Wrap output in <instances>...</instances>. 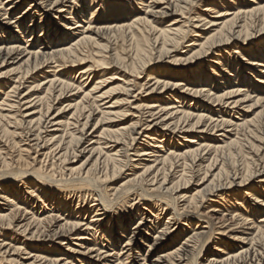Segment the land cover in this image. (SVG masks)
Segmentation results:
<instances>
[{
	"label": "bare ground",
	"instance_id": "bare-ground-1",
	"mask_svg": "<svg viewBox=\"0 0 264 264\" xmlns=\"http://www.w3.org/2000/svg\"><path fill=\"white\" fill-rule=\"evenodd\" d=\"M96 1L98 0H90L88 4L87 0H0V18L4 15L3 20H6L8 12L15 15L13 21L5 23L6 28H3L0 22V68L7 65L9 61L12 63L16 61L15 67L9 70L7 75L6 73L0 74V78L3 77L10 83L7 88L4 87L6 83L0 86L1 130L6 136L15 137L18 136L17 129L11 125L22 127V130L26 131L24 141H27V148H33L36 155L43 152L42 156H49L53 153L52 159L65 164L70 162V159H77V153V155L88 154L85 162L78 168L65 167L63 175L58 179L41 174L36 169L20 172L19 175L18 172L8 174L12 176L17 174L19 178L34 179V186L35 188L36 185L39 186V193L41 197L44 196L46 204L50 201L57 203L58 206L67 204L64 199L63 202L58 201L57 191L86 190L96 197L94 200L96 203L92 207L89 206L90 209L81 208L82 210L76 213L91 212L92 219L84 223L78 218H62L63 215L59 214L60 209L55 210V208L50 211L43 209L45 211L39 213L27 212L24 206L26 203H23L27 201V198L24 199L18 189L14 197H11L12 199L0 195V233L17 226L23 235L29 234L32 240L35 234L40 232L39 227L47 224L49 228L47 232L53 233L54 238L60 241L57 242L58 245L67 243V253L87 256V258H91L90 255L95 253L96 262L102 260L109 261L110 264H138V262L145 264L144 255L140 254L143 246L148 252L161 250L154 259L148 261V264H196L195 260L205 252L207 245L216 240L212 235L216 231L213 229L214 225L211 220L213 215L226 213V217L229 216V220L227 219L229 224L222 227L231 233L239 232L238 235L241 236L235 238L236 235H234L231 240L238 243L231 246L221 243L220 239L215 241L213 253L207 259V264H227L229 262L263 264L264 248L259 250V244L261 245L260 240L264 239V187L261 186L264 180L259 181V185L252 189L245 191L244 189L256 178L264 176V163L259 165L252 174H247L250 167L248 163L247 170L244 174L240 173L241 176L238 178L239 174H236L238 165L234 166L231 159L237 150L246 147L254 155L261 151V146L255 145L254 142H258L255 133H258L264 124L261 123L264 118V93L253 96L252 90L260 88V91L264 92V42L259 41L264 34V4L260 0H204L209 2V5L202 9L201 15L196 20L188 18L182 25L174 22L163 30H156L151 26L154 20L175 14H179L182 19L180 15L182 10L194 0H171L163 9L155 6L161 4L160 0H149L151 7L142 4V0H132L136 5L135 3L115 2V4L108 3L107 6H105V0H99L98 3ZM137 4L144 8L142 16L135 15L131 21L117 22L119 18L133 13ZM23 5H26L27 9L22 13H17ZM42 11L51 15V21L57 20V24H54L52 29H48V32L43 29L46 27V17L40 14ZM87 11H90L91 17L85 21ZM107 11L111 12L104 15ZM96 12L103 13L100 19L105 20L103 23L92 26L91 21L95 18ZM29 14L32 15L29 16ZM118 14L122 16H116ZM211 15L215 16L211 18ZM109 18H112V23ZM192 22L200 25L197 27L191 25L198 30L197 32L183 30L185 28L183 25ZM256 25L260 29L255 32ZM146 28L150 29L149 50L157 53L159 60L169 57L170 53L178 52L186 37L194 33L195 40L187 45L189 51L181 55L185 58L173 61L175 64L184 63L189 67H186L187 69L179 67L183 71L173 67V71L167 73L171 78L180 79L181 77L182 79L174 82H161L157 69L147 76L145 84L137 82L139 75L151 64L146 56L147 43L144 37ZM38 29L42 34L39 38L41 45L45 46L33 48L35 44L33 42L28 46L31 48L28 49L26 44L31 40L23 41L25 30L31 37ZM116 35L128 38L135 44V51L125 58L126 62L120 57L119 52L117 53L112 48L111 41H109V39L114 40ZM204 35L205 37L202 38ZM99 41H105L106 45H100ZM238 43L245 46L251 43L252 47L249 53H246L248 54L247 59L244 58L243 53L237 51L238 45L235 47L236 50L231 52L232 56L238 55L236 58L239 57L240 60L236 67V75H232V66H225L221 59L222 55L216 56V52H221L223 47ZM46 44L53 45V47L47 51ZM189 53L190 55L186 57ZM209 56H212L213 60H209L206 65L208 71H204L202 65L201 71L199 73L195 71V73L192 66L196 65L198 60L207 59ZM88 63L89 65L83 70L80 69L79 73L82 77H86L83 85L79 83L74 86L73 82L64 81L59 76L66 66L78 67ZM112 68H117L123 73L121 76L123 78L117 87L102 93L105 84L120 80L115 76L118 74L112 75L109 81L104 80V75H100L99 81L94 83L89 90H82L90 80L89 78L94 77L93 74L103 73ZM255 68L259 71H255ZM175 73H180V75ZM252 79L254 84L250 83ZM150 82L153 83L145 89ZM23 84L29 85L26 91L21 93L19 89ZM79 94L82 97L78 101L73 100L72 103L70 98L74 96L77 98ZM116 94L123 98L112 102ZM63 99L70 101L52 116L50 111L53 109V104ZM184 102L188 104L186 109L180 108V105L175 106ZM122 105L126 108L115 112V109ZM192 105L193 110L202 109V111L192 112ZM31 109L33 112H28ZM67 111H72L69 119L66 122L59 121L61 113ZM126 114H131L135 118V121L128 127H120L112 131L101 130L90 139L87 147L82 148L86 138L98 131L99 125L112 124ZM212 114H219L220 117L214 119L209 116ZM16 115L19 116L18 120L15 118ZM235 115L239 117L234 123L230 116ZM250 115H253L252 118L249 117ZM225 116L229 118L226 119ZM69 120L72 122L70 123ZM94 121V126L89 129L88 127ZM210 131L213 141H208L204 137ZM214 132L217 133L215 136ZM190 133L195 137L184 136L187 139L184 140L186 147L183 151L166 149V143L173 146L178 144L176 139H173L176 135ZM244 134L251 139V142H247L248 146L243 145L239 139ZM261 140H264V133ZM142 141L145 143L143 146L140 144ZM27 148L20 149V152H27ZM69 155L72 158L67 159ZM142 158L146 159L141 160ZM179 162L183 167L188 163L189 178H185L183 171L177 175L176 168ZM230 163L233 166H230ZM6 172L9 171L1 172L0 178L7 176L4 175L7 174ZM126 172L130 174H125L124 181L117 188H109L108 185L115 176L122 173L124 175ZM175 174L178 177H175ZM199 175H201L200 186L202 187L190 196L183 194L191 183L192 177ZM54 190L56 192H53ZM231 191L238 192L231 193ZM31 193L29 190L26 194L29 196ZM131 196H136V203L131 206L135 213L133 216L138 217L137 226L128 232L126 218H117L111 221L109 232L104 231L106 234L102 239L96 236L94 238L93 227L104 219L108 204L117 200L126 199L128 201ZM139 202L140 204H137ZM206 204H212L207 211V213H212L211 216L200 213ZM140 205L143 207L139 208ZM2 206L7 208V212L1 209ZM43 206L47 208V205ZM168 210L171 214L167 217V221L161 224L158 218L162 211ZM260 213H262L260 220L257 223H251L247 229L250 234H245L240 230L242 223L249 221L250 214L255 216ZM28 215H30L28 219H23ZM144 215L149 218H145L142 222ZM21 216H23L22 220ZM192 218L204 224L197 227L200 232H195L198 230L196 227V229L190 228V233L185 234L181 239V246L171 249L170 246L181 238V235L175 237L180 230V221L187 222L190 227L192 224L189 221ZM221 219H225L224 215ZM23 221H25L24 224H22ZM223 222L226 221L221 223ZM54 227H56V232L51 231ZM33 229L34 231L31 232ZM201 229L205 230L201 231ZM151 231L156 232L150 239L148 237ZM184 232V229L181 230V233ZM215 234L224 235L225 233L223 231ZM71 241L76 242L73 246L79 249L84 247L86 252L71 250L72 248H69ZM218 241L220 243H217ZM1 242L0 264L3 262L24 264V262L17 263L20 261L17 260L20 259V254L24 253L18 246L14 247ZM120 242L122 246L119 247ZM168 242L171 243L167 244ZM108 248L112 249L110 254L103 250ZM2 250L4 252H1ZM42 253L39 255L27 253L28 258L24 260H27L25 262L30 261L28 264H72L76 262L92 264L86 258L78 261L77 256H67L66 253L55 248H43ZM14 255L17 258H10Z\"/></svg>",
	"mask_w": 264,
	"mask_h": 264
},
{
	"label": "rangeland",
	"instance_id": "rangeland-1",
	"mask_svg": "<svg viewBox=\"0 0 264 264\" xmlns=\"http://www.w3.org/2000/svg\"><path fill=\"white\" fill-rule=\"evenodd\" d=\"M2 1H5V0H2ZM88 1V4H89V2H90V0H87ZM170 1L171 0H160V3L161 4H157V5H155L156 7H158V8H166L167 7V5L166 4H168V3H170ZM213 1V0H212ZM97 3L99 2V0L98 1H96ZM115 2H118V3H130V4H133V3H135L134 1H132V0H105V6H107V4L108 3H114L115 4ZM149 2V0H142V4H146L148 7H151L152 5L151 4H149L148 3ZM260 2L262 3V4H264V0H260ZM87 3H85V5H86ZM173 4H175V2H173ZM193 4V5H192ZM192 4H190V5H187L186 6V9H183L182 10V14H180V15H182V19L180 18V16H179V14H175V15H173V16H170V17H165V18H159V19H156V20H154V23H152V27H154L156 30H163L167 25H172L174 22L175 23H178L179 22V24L178 25H182V23H184L185 22V20L186 19H188V18H190V19H197V17L198 16H200L201 15V11H202V9H204L205 8V6H207V5H209V2H207V1H204V0H194L193 1V3ZM33 5V4H32ZM135 5H136V3H135ZM134 5V6H135ZM93 6V5H92ZM133 6V7H134ZM138 6V7H137ZM137 6L135 7V11L133 12V13H130V14H128V15H126V16H124V18H119L118 19V21L117 22H120V21H125V20H128V21H131V20H133L134 19V17H135V15H138V16H140L141 15V13H143L142 11H144V8H143V6L142 5H138L137 4ZM170 6H172V5H170ZM97 8H99V7H97ZM137 8H139V9H137ZM25 9H27V7H26V5H23L21 8H20V10L17 12V13H22V11H24ZM170 9H172L171 7H170ZM111 11H107L106 13H104V15H108L109 13H110ZM3 14V13H2ZM40 14H43V16L44 17H46L45 19V21H46V27H43V29H44V31H46V32H48L49 30L48 29H52L53 28V25L54 24H57L56 23V21L57 20H53V21H51V15H48V14H45V13H43V11L40 13ZM32 14H29V16H31ZM102 15H103V13H100V12H96V14L94 15L95 16V18L91 21V24H92V26H94L95 24H99V23H103V21L105 20L104 18L102 19H100V17H102ZM42 16V17H43ZM116 16H122V15H116ZM142 16V15H141ZM213 16H215V15H211L210 17L212 18ZM14 17H15V15H14V13H10V12H8L7 13V15H6V20H3L4 19V15L0 18V22H2V27L3 28H6L5 27V23H9V22H11V21H13L14 20ZM91 17V14H90V11H87V13H86V19H85V21H87L89 18ZM35 20H38L37 18H34ZM2 20V21H1ZM109 20H110V23H112V18H109ZM207 20H209V19H207ZM52 23H51V22ZM37 22V21H36ZM116 22V21H115ZM50 23H51V26L48 28V26L50 25ZM28 25H29V23H27ZM27 24H26V26H27ZM193 27H197V26H200V25H198V23L197 22H192V23H188V24H185V25H183V27H185V28H183V30H189L190 32H197L198 30L197 29H195V28H193ZM258 25H260V24H258ZM258 25H256L255 26V32L256 31H258V29H260V27H262L261 25H260V27L258 26ZM212 29H214V28H212ZM145 31H146V33H144V37H145V39H146V43H147V48H146V50H147V59H149L150 61H151V64H150V66L149 67H147L140 75H139V78H138V80H137V82H139L140 84H145L146 82H145V80L147 79V76L149 75V74H151L153 71H156L157 69V71H159V75H158V78L160 79V81L161 82H174V81H178V80H180V79H182L180 76V79H178V78H171V76L169 75V74H167V73H171L172 71H173V67H177L176 69H178L179 67H182V68H185V69H187L186 67H189V66H185V65H187V64H184V63H177V64H175V63H173V61H175V59H179V58H185V57H182L181 55H185V53H187L188 51H189V48L187 49V45L188 44H190L191 42H193V40H195V38L193 37V35H194V33H190L187 37H186V39H185V41H184V43L180 46V50L178 51V52H173V53H170L169 54V57L167 58V57H165V59L163 58V60H159V57H158V55H157V53H155V52H150V50H149V46H150V41H151V37L149 36V32H150V29H145ZM211 33V32H210ZM26 34V35H25ZM25 34H24V39L25 40H23V41H29V40H31V41H29L27 44H26V47H28L31 43H35L34 44V46H33V48H38V47H40L41 46V48L42 47H44L45 45H41V39L39 40V38L42 36V34L40 33V30L38 29V30H36L35 32H34V34H33V36H31V37H29L30 35H29V33H28V31H26L25 30ZM196 34V33H195ZM121 35H116L115 37H114V40L113 39H109V41H111V44H112V48H114L115 50H116V52L118 53V54H120V57H122V58H126L129 54H131V53H133L134 51H135V49H134V47H135V44L130 40V39H128V38H123L122 36L120 37ZM120 37V38H119ZM203 37H205V35L204 36H202V38ZM118 38V39H117ZM29 39V40H28ZM115 39H116V41H115ZM124 40V41H123ZM115 41V42H114ZM259 41L262 43V42H264V34L261 36V38L259 39ZM104 42V43H103ZM129 44H128V43ZM121 43V44H120ZM99 44L100 45H106V42L105 41H99ZM238 45V52L239 53H243L242 55H245V59H247L248 57H247V55L248 54H246L247 52L249 53V51L251 50V43H249L248 44V46L246 45H244V44H232V45H230V46H228V47H223V49H221V52H216V56H219V54L220 55H222V61H223V64L225 65V66H227L228 67V65H231L232 67H231V70H232V75H236V67H237V65L240 63V60H239V57L238 58H236L238 55H231V52H233L234 50H236L235 49V47ZM24 46H25V42H24ZM46 46H47V51H49L50 49H51V47H53V45H47L46 44ZM132 47V48H131ZM31 47H28V49H30ZM224 48H226V49H224ZM96 49V48H95ZM123 49V50H122ZM242 49V50H241ZM41 50V49H40ZM97 50V49H96ZM41 51H43V49L41 50ZM131 51V52H130ZM133 51V52H132ZM230 51V52H229ZM240 51H242V52H240ZM149 52V53H148ZM229 52V53H228ZM124 53V54H123ZM183 53V54H182ZM190 55V53L189 54H187L186 55V57L187 56H189ZM229 55H230V57H229ZM211 57L212 56H209L207 59H201V60H198V62H196V65H194V66H192L194 69H192L194 72L196 71V72H200L201 71V67H202V65L204 66V68H203V70L205 71V70H207V63L209 62V60H213V59H211ZM157 58V59H156ZM124 62H126L127 61V59H125V60H123ZM16 61H14L13 63L11 62V61H9L8 63H12V64H8L7 63V65L5 64V65H3L1 68H0V74H5L6 73V75H7V73H8V71L9 70H11L12 68H14L15 67V65H14V63H15ZM156 62V63H155ZM244 63H245V61H243ZM227 63V64H226ZM89 65V63L88 64H86V65H84V66H78V67H69V66H66V68H63L62 69V71L60 72V74H59V76H60V78L62 79V80H64V81H67V82H73V84H74V86H77V85H79V83L81 84V85H83V83L85 82V78L86 77H82V75H80L79 73H80V71L81 70H83V69H85L87 66ZM191 67V68H192ZM245 68V67H244ZM81 69V70H80ZM220 69V68H219ZM179 70H182L181 68H179ZM183 71V70H182ZM208 71V70H207ZM218 71H220V70H218ZM255 71H259V69H257V68H255ZM195 72V73H196ZM115 74H118V76L117 75H115ZM175 74H177V75H180V73H175ZM94 75V77L92 76V77H90L89 79L90 80H88V82H87V84H85V88H83L82 90H89L93 85H94V83H96V82H98L99 81V79H98V77L100 76V75H104V80H107V81H109V78H111V76L112 75H115L120 81H118V80H116V81H114L112 84L110 83V84H105L106 86L104 87V89L102 90V93L103 92H105L106 90H108V89H110V88H113V87H117L118 86V84L121 82V80H122V78L123 77H121V76H123V73H121V71L119 70V69H117V68H112L111 70H107V71H105V72H99V73H97V74H93ZM96 75V76H95ZM98 75V76H97ZM11 77H14V76H11ZM4 83H6L5 85L6 86H4L5 88H7L8 87V85H10V83L9 82H7V81H5V78H0V86H1V84H4ZM153 82H150L146 87H145V89L146 88H148V86H151V84H152ZM250 83H253V79L250 81ZM254 84V83H253ZM253 84H251V85H253ZM28 85L29 84H23V88L21 87L20 89H19V92L21 91V93H24L25 91H26V89H27V87H28ZM261 89L260 88H255V90H252V92H254L253 93V96H255L256 94H258V93H264V92H262V91H260ZM136 91H138V90H136ZM2 96H0V98H1ZM82 97V95L81 94H79V96L76 98V96H74V97H72V98H70V100H71V102L73 103L75 100H79L80 98ZM114 98L112 99V102L113 101H115V100H121L122 98H123V96H121V95H114L113 96ZM70 100H67V99H63V100H59V102L57 103H54L53 104V109H51V111H50V114L53 116V115H55L56 113H57V111H59V109L62 107V106H64V105H66V104H68V101H70ZM74 100V101H73ZM67 102V103H66ZM178 105H180L179 107L180 108H182V109H186L187 107H188V104L186 103V102H184L183 104H177V105H175V106H178ZM185 105V106H184ZM120 107V108H119ZM118 108H116L115 109V112H119V111H121V110H123L124 108H126V107H124V105H122V106H119ZM191 107V106H190ZM193 105H192V107H191V111L192 112H195V111H202V109H199V110H193ZM197 109V108H196ZM258 111V110H257ZM28 112H33V110L31 109V110H29ZM71 112L72 111H70V112H62L61 113V116H59V121H62V122H66L67 121V119H69V116H70V114H71ZM205 112H206V110H205ZM204 112V113H205ZM205 114H208V113H205ZM127 115H129V116H127ZM216 115V116H215ZM212 114V115H209V116H212L214 119L215 118H217V117H220V115L219 114ZM249 115V114H248ZM252 116L253 115H250L249 117L250 118H252ZM18 115H16L15 116V118L18 120ZM239 116H237V115H235V116H230V118L232 119V122H237V118H238ZM224 118H226V119H228L229 117L228 116H225ZM61 119V120H60ZM219 119V118H218ZM135 121V118H133V116L131 115V114H126L124 117L123 116H121L120 118H119V120H117L116 119V121L115 122H113L112 124H104V125H99L98 126V131L96 132V133H94V134H91L92 136H89V137H87L86 138V141H84V143H83V146H82V148L83 147H87L88 145H89V142H90V139L91 138H93L94 136H96L101 130H107V131H112V130H115V129H117V128H120V127H128L131 123H133ZM69 122L71 123L72 122V120H69ZM261 123H264V118H263V120L261 121ZM94 124H95V121L94 122H92V125H90V127H88L89 129H92V127L94 126ZM11 126H13V127H15L16 129H17V133H18V136H15V137H12V136H9V135H5V132L3 131V130H1V128H0V173L2 172L3 173V171L5 172L6 170L7 171H9V172H6L7 174H4V175H7V176H3V178H0V195H5V196H7L8 198H13L14 197V193L16 192V190L18 189L19 190V192H20V194L22 195V197H24V199H26L27 201H29L28 203H27V201L26 202H23V203H26V205H24L26 208H27V212H37V213H39V212H42V211H50V210H52V208H55V210H57V209H60V213L59 214H61V215H63L62 216V218H78L79 220H82L84 223H87L88 221H90L91 219H92V214H91V212L89 213H86V214H76L77 213V211H81L82 209L84 210V209H90L91 207H92V205L93 204H95L96 202L94 201L95 200V195H93V193H92V195H91V193L89 192L88 193V191L86 192V190H79V191H73V190H71V191H61V192H59V191H57L56 192V190H54L53 192H56V198L58 199V201L59 200H61L60 202H63V199L64 200H66V202H67V204L66 205H64V206H58V204L57 203H55V202H51L50 201V203L49 202H47V204L45 203L46 202V200L44 199V196H42L41 197V194L39 193V186L38 185H36V188H35V186H34V183H35V180L34 179H32V178H29V177H24V178H19V174H20V172L22 173V172H25V171H30L31 169H36L39 173H41V174H44V175H50V176H52L54 179H58L61 175H63V173H64V168L66 167V168H78L83 162H85V160H86V158L88 157V154L87 153H84V154H81V155H77L76 154V158L77 159H70V158H72L70 155H69V157H67V159H70V162H68L67 164H65V163H63V162H61V161H57L56 159L54 160V159H52L53 158V153L51 154L50 153V155L49 156H42L43 155V152H42V154L40 153L39 155H36L35 154V151L33 150V148H27V141H24V138H25V134H26V131H23L22 130V127H18V126H14V125H11ZM263 127H262V129H259V134L258 133H255V137L257 138L256 140L258 141V142H254V144L255 145H258V146H261V151H259L256 155H254V153H252V152H250V150H249V148H243V149H240L239 151L237 150L236 152V154L233 156V159H231V161H233V162H231V161H229V162H231V163H233V165L234 166H236V165H238V167L236 168V167H234V168H236L237 169V171H236V174H239L238 175V178H240V173H245V171L247 170V168H248V166H246L248 163L250 164V167H249V173H247V174H252L253 172H255L256 171V169H257V167L259 166V165H261V164H263L264 163V140H261V138H262V134L264 133V124L262 125ZM70 129V131L72 130V127L71 128H69ZM9 130H12V129H9ZM49 130H51V128H49ZM2 132V133H1ZM96 134V135H95ZM214 134V136H215V134H217L216 132H214L213 133ZM190 135V136H189ZM208 135V136H207ZM206 136H204L205 137V139H207L208 141H213L212 139L213 138H211V137H213L212 135H211V131L209 132V134H207ZM243 135V134H242ZM170 136V135H169ZM181 136V137H180ZM184 136H187V137H195L194 136V134H192V133H190V134H186V135H180V134H178V135H176L173 139L175 140V141H177V145L175 144V146H173V145H171V144H169V143H166L167 145H166V149L167 150H171V151H178V150H181V151H183L184 150V148L186 147V143L184 142V140L185 139H187V138H184ZM210 137V138H209ZM16 138V139H15ZM18 138V139H17ZM249 137L246 135V134H244V136L242 137V136H240L239 137V139L243 142V145H246V146H248L247 145V142H251L250 140V138L248 139ZM26 139V138H25ZM15 140V141H14ZM18 140V141H17ZM24 141V143H23V141ZM195 140H197V139H195ZM22 141V142H21ZM2 142V143H1ZM198 142V141H197ZM245 143V144H244ZM19 144V145H18ZM22 144V145H21ZM140 144H142V146L143 145H145V143H143V141L142 142H140ZM165 144V143H164ZM5 146V147H4ZM2 147H3V149H2ZM22 147V148H21ZM27 148V152H20V149L22 150V149H26ZM172 147V148H171ZM139 149H141L140 147H139ZM70 150H72V149H70ZM47 152V151H46ZM262 153V154H261ZM34 154H35V156H34ZM56 154V153H55ZM70 154H71V151H70ZM253 154V155H252ZM236 155H237V157H236ZM240 155V156H239ZM248 155V156H247ZM251 155V156H250ZM260 156V157H259ZM41 157V158H40ZM38 158V159H37ZM56 158V157H55ZM259 158V159H258ZM132 159H134V160H136L135 158H132ZM146 158H142L141 160H145ZM13 162H12V161ZM22 160V161H21ZM32 160H33V162H32ZM37 160V161H36ZM250 160V161H249ZM7 161V162H6ZM45 161V162H44ZM252 161V162H251ZM4 162V163H3ZM31 162V163H30ZM35 162V163H34ZM36 163H37V165H36ZM230 163V164H231ZM260 163V164H259ZM182 163L181 162H179L178 163V167L176 168V173H177V175H180L181 173H182V171L184 172V174H185V178H189L190 177V170L188 169V163H187V165L185 166V167H183L182 165H181ZM252 164V165H251ZM91 165V164H90ZM89 165V166H90ZM181 165V166H180ZM232 164L230 165V166H233ZM33 166V167H32ZM37 166V167H36ZM10 167V168H9ZM3 169V170H2ZM239 169V170H238ZM2 170V171H1ZM241 170V171H240ZM13 173V172H15V173H17L18 172V175L16 174V175H9L8 173ZM14 173V174H15ZM130 174V172H126V173H124V175H123V173L121 174V175H118V176H115L113 179H112V181L109 183V188H117L123 181H124V176H125V174L127 175V174ZM201 174V173H200ZM176 174H175V177H178ZM254 175V174H253ZM15 176V177H14ZM126 177V176H125ZM198 177V178H197ZM197 177H192V180H191V183L188 185V187L183 191V194H186L187 196H190L191 194H193L195 191H197V190H199L202 186H200L201 185V181H200V177H201V175H199V176H197ZM28 179V180H27ZM31 179V180H30ZM30 180V181H29ZM261 180H264V176H262L261 178H256L255 180H253V182H251V183H249L248 184V187H246L245 189H244V191L245 190H247V189H252L253 187H255V186H258L259 185V181H261ZM5 182V183H4ZM194 182V183H193ZM27 183V184H26ZM26 184V185H25ZM183 184V183H182ZM192 185V186H191ZM198 185V186H197ZM20 186V187H19ZM261 186H263L264 187V184H262ZM7 189H6V188ZM17 187V188H16ZM27 187H29V188H27ZM38 187V188H37ZM11 188V189H10ZM3 189V190H2ZM35 189H36V191H35ZM189 189V190H188ZM264 189V188H263ZM27 190V191H26ZM30 190V192H32L31 194H29V196H28V194H26L28 191ZM34 190V191H33ZM7 191H9V192H7ZM243 191V190H242ZM22 192V193H21ZM64 192V193H63ZM233 192H238V191H231V193H233ZM34 193V194H33ZM38 193V194H37ZM81 193V194H80ZM87 193V194H86ZM234 194H236V193H234ZM24 195V196H23ZM34 195V196H33ZM38 195V196H37ZM43 195H46V194H43ZM62 195V196H61ZM66 196H68V197H66ZM75 196V197H74ZM30 199H29V198ZM64 197V198H63ZM66 197V198H65ZM70 197V198H69ZM78 197V198H77ZM93 197V198H92ZM11 198V199H12ZM62 198V199H61ZM72 199H74V200H72ZM135 199H136V196H131L130 197V201L128 200H124V201H122V200H117V201H112L111 203H109L108 204V207H107V209H106V214L104 215V219H102V221H100V222H98L97 224H95L94 225V227H93V230H92V233H94L93 235H94V238H95V236H96V238H98V239H102L103 238V236H104V234H106V233H104V231H107V232H109V227H110V223H111V221L112 220H114V219H117V218H123V219H125L126 218V221H127V223H126V230H128V232H129V230L130 229H132L133 227H135V226H137V221H138V217H135V216H133V214H135V213H133V211H132V208H133V206H131L132 204H134V203H136L135 202ZM23 201V200H22ZM33 201V202H32ZM126 201V202H125ZM137 201V200H136ZM69 202H71L72 203V205H71V203H69ZM79 202V203H78ZM82 203V204H81ZM84 203V204H83ZM28 204V205H27ZM38 204V205H37ZM39 204H41V205H39ZM47 205V208H45L43 205ZM55 204H56V206H55ZM137 204H140V202L139 203H137ZM32 205V206H31ZM126 205V206H125ZM212 205V204H211ZM210 204H206L205 206H204V209L203 210H201L200 211V213H202V214H204V215H206V216H211L212 215V213L210 214V213H207V211L210 209V206H211ZM31 206V207H30ZM41 206H42V208H41ZM51 206H53V207H51ZM89 206H91V207H89ZM3 208H1V209H4V210H6V212H7V208L5 207V206H2ZM39 207V208H38ZM60 207H62V208H60ZM66 207V208H65ZM67 207H68V209H67ZM84 207V208H83ZM143 206L142 205H140V207L139 208H142ZM51 208V209H50ZM82 208V209H81ZM110 208V209H109ZM40 209V210H39ZM43 209H45V210H43ZM67 209V210H66ZM62 210H64V211H62ZM74 210V211H73ZM221 210V209H220ZM111 211V212H110ZM63 214H62V213ZM113 212V213H112ZM142 212V211H141ZM132 213V214H131ZM207 213V214H206ZM88 214V215H87ZM171 214V211L170 210H168V211H166V212H164V211H162L161 212V216L158 218V221L162 224L163 222H165V221H167V217L169 216ZM26 215V214H25ZM38 215V214H37ZM65 215V216H64ZM222 215H224V220L226 221V222H223V223H221L222 221H224V220H222L221 219V216ZM262 215V213H260V214H257V215H255V216H253L252 214H250V216L248 217V219H249V223L247 222H245V223H242V227L240 228V230L243 232H245V234H250V232L249 231H247V229L250 227V224L251 223H254V222H256L257 223V221H259L260 220V216ZM149 216V215H148ZM227 216V214L226 213H223V214H220V215H217V213L216 214H214L213 215V218L211 219L212 220V224L214 225V227H213V229L214 230H216V231H218V232H216V231H214V234H212L213 236H214V238L216 239L215 241H217V240H219L220 239V241H221V243H224V244H228V245H235V244H237L238 242L237 241H232L231 240V238L234 236V235H236V237L235 238H240L239 236H241V235H238V233L239 232H233V233H231V232H228V229H225L224 230V227L225 226H228V224H229V216L228 217H226ZM30 217V215H28V216H24V218H23V216H21V220H22V218L23 219H28V218ZM115 217V218H114ZM71 218V219H72ZM145 218H147V215H144L143 216V219L141 220L142 222H143V220L145 219ZM149 218V217H148ZM147 218V219H148ZM161 218V219H160ZM228 219V220H227ZM151 220V219H150ZM195 220V221H194ZM25 223V221H23L22 222V224H24ZM189 223H191L192 225H190V227H189V225H188V223L187 222H182V221H180V223H179V229L180 230H178V234H176V236L175 237H178L179 235H181V238H178V240H177V242H175V244H172L171 246H170V248L172 249V248H175V247H177V246H181L180 244L182 243L181 241V239L185 236V234H188V233H190V230L193 228V229H196L197 227H201V226H203L204 224H201L200 222L198 223L197 222V220L196 219H194V218H192V219H190V221H189ZM104 224V225H103ZM197 224V225H196ZM97 225V226H96ZM101 225H103V226H101ZM196 225V226H195ZM46 226V227H45ZM222 226H224V227H222ZM103 227V228H102ZM183 227H185V228H183ZM196 227V228H195ZM220 227V228H219ZM222 227V228H221ZM191 228V229H190ZM40 229V230H39ZM39 229H38V231H40L39 233H37V234H35L36 236H34V239H32V240H30V235L29 234H25V235H23L22 233H21V229L19 230V229H17V226H16V228L15 227H12L11 228V230H4V231H2L1 233H0V244L2 243L1 241H3V242H6L7 244H10V246H18V248H20L21 249V252L23 253V254H20V259H17V260H20L19 262H17V263H21V262H24V264H28L29 262H25V261H27V260H24V259H27L28 258V255H27V253H30L31 255H39V254H41L42 253V251H43V248L44 249H49V248H55L56 250H59V251H62L63 253H66L67 254V256H77V255H73V254H70V253H67V251H66V249H67V247H66V244L67 243H64L63 245H58L59 243H57V242H60L57 238H54V236L52 235L53 233H48L47 231H49V228H48V226H47V224H44V226H40L39 227ZM43 229V230H42ZM45 229V230H44ZM56 227H54V228H52L51 229V231H54V232H56ZM102 229V230H101ZM184 229V233H181V230H183ZM198 229V228H197ZM97 230V231H96ZM200 229H198V230H195V232H200L199 231ZM205 229H201V231H204ZM6 231V232H5ZM34 231V229L31 231V232H33ZM224 231V235H217V234H215V233H222ZM16 232H18V233H16ZM43 232V233H42ZM110 232H111V230H110ZM156 231H151L150 233H149V237L148 238H150L151 239V237L152 236H154V233H155ZM180 232V233H179ZM98 233V234H97ZM227 233V234H226ZM18 235V236H17ZM48 235V236H47ZM158 235V234H157ZM45 236H46V238H45ZM49 236H50V238H49ZM53 236V237H52ZM36 237V238H35ZM175 237L173 238V239H175ZM230 237V238H229ZM10 238V239H9ZM48 238V239H47ZM52 238V239H51ZM58 240V241H57ZM262 240H264V239H262ZM262 240H260V243H262L261 245L259 244V246H260V249L259 250H261V249H263L264 248V241H262ZM215 241L214 242H212V243H210V244H208L207 245V248L205 249V252H203V253H201V255L197 258V260H195V263L196 264H207V259L208 258H210V256L212 255V253H213V249H214V243H215ZM181 242V243H180ZM171 242H168L167 244H170ZM217 243H220L219 241L217 242ZM20 244V245H19ZM73 245H76V242L75 241H71V243H70V247L69 248H72L71 250H78V252H80V253H84V252H86V250L84 249V247H83V249H79L78 247H75V246H73ZM89 245H93V243H89ZM119 247L120 246H122V243L120 242L119 244ZM183 247V246H182ZM97 248H99V247H97ZM145 247H143L142 246V252L140 253L141 255H144V259H145V264H148L149 262V260H152V259H154L158 254H159V252L161 251V250H151V251H147V249L145 248ZM165 248H167V247H165ZM169 248V249H170ZM40 249V250H39ZM119 249V248H118ZM144 249V250H143ZM104 250V252H106L107 254H110L111 253V248H108V249H103ZM1 252H4L3 250L1 251ZM41 252V253H40ZM148 252V253H147ZM45 253V252H44ZM46 254H47V252H46ZM11 255V254H10ZM42 255H43V253H42ZM96 254L94 253V254H91L90 255V257L91 258H87V256L86 257H82V256H77L78 258V261H79V259L80 260H82V259H84V258H86L87 260H89V263L91 262L92 264L94 263V264H110V262L109 261H102V260H100V261H97L96 262V259L94 258V256H95ZM44 256V255H43ZM6 257V256H5ZM6 258H8V256L6 257ZM10 258H17V256H12V257H10ZM22 259V260H21ZM94 259V260H93ZM262 262H263V264H264V256H263V259H262ZM1 264H6L5 262H3V263H1ZM72 264H80V263H72ZM84 264V263H83ZM138 264H141V262L139 263L138 262ZM227 264H238V263H234V262H229V263H227Z\"/></svg>",
	"mask_w": 264,
	"mask_h": 264
}]
</instances>
